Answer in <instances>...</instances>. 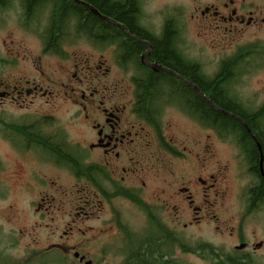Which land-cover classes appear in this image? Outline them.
<instances>
[{
	"label": "flooded vegetation",
	"instance_id": "obj_1",
	"mask_svg": "<svg viewBox=\"0 0 264 264\" xmlns=\"http://www.w3.org/2000/svg\"><path fill=\"white\" fill-rule=\"evenodd\" d=\"M133 1L132 31L101 8L129 0H0V187L18 179L47 233L66 226L38 247L19 228L0 264H264V0Z\"/></svg>",
	"mask_w": 264,
	"mask_h": 264
},
{
	"label": "rangeland",
	"instance_id": "obj_2",
	"mask_svg": "<svg viewBox=\"0 0 264 264\" xmlns=\"http://www.w3.org/2000/svg\"><path fill=\"white\" fill-rule=\"evenodd\" d=\"M8 31H1L0 30V44H2L3 39H7V44L6 46L8 47L9 45V41H10V35H7ZM18 35H22L21 33H19ZM17 42V41H16ZM203 42V41H202ZM4 44V43H3ZM2 44V45H3ZM87 42L84 41H80L79 45H80V49L83 52H90L91 48L86 46ZM1 45V47H2ZM192 47L194 50V53L196 54H200L205 53L207 55V58L215 63L217 61V59L219 57H221L222 53L221 51H219V49H203L202 48V44L201 41L199 39H196L194 37H192ZM256 81H258V79L260 80L261 83L264 84V76L263 74L261 75H256ZM261 77V78H260ZM13 148L8 145L4 140H2L0 138V157L2 159V161L4 162V164H6L7 166H10V158L13 155ZM1 178L4 180L3 183H8L10 186V195H7L6 192L7 190L4 189L3 187H0V241L3 242H7L8 239L12 236H15L16 234H18V230L19 228L23 230V235L26 237L22 242H31V245L28 244V246H32L35 247L38 245L35 244V240H41L43 242H47L50 241V238H53L55 236H58L59 232L62 233V230L66 228V226H62L60 231L58 233H56V235H50L49 233H47L49 231L48 228H45V224H49L50 220H37L35 221V216L29 214V207L28 204L30 203V200L35 199V195L32 193H25L22 192L19 189L20 183L18 181V179H11V178H4L1 176ZM11 205L15 206V210L14 212L11 211ZM16 211H19V215L18 217H16L17 213ZM22 211H25V216L22 215ZM12 215L13 217V221L10 222L9 220H7V216ZM16 217V218H15ZM38 223H42L43 224V229L36 227V230H34L32 227L35 225V222ZM61 225H63L62 220L60 221ZM87 223V222H86ZM86 223L85 224H80V226L85 229L86 228ZM87 224H92V222H88ZM29 229H31V231L33 232V234H29L27 233L29 231ZM204 238L207 240H212L213 238V232L210 229L209 226H207V228L204 229ZM19 252L23 253L24 250L19 247ZM15 253H17V251H15ZM53 255H55L54 253H52ZM44 256V260L41 259H31L30 262H28V264H57V257L55 256L50 257V254L46 253L43 255ZM177 258L181 259V260H187L191 263H196V264H201V260L194 257V256H189L186 255L184 256L183 254H180L179 251L176 252L175 255Z\"/></svg>",
	"mask_w": 264,
	"mask_h": 264
},
{
	"label": "trees",
	"instance_id": "obj_3",
	"mask_svg": "<svg viewBox=\"0 0 264 264\" xmlns=\"http://www.w3.org/2000/svg\"><path fill=\"white\" fill-rule=\"evenodd\" d=\"M100 1V0H96ZM102 11L108 13L109 15L116 14L118 16V19L128 24V26L133 29H135V2L133 0H129L127 3V6L125 4L115 3L113 5L109 6H101ZM97 21V18L90 17V16H84L80 18V25L86 26L87 28H90L93 23ZM159 54L162 57V59H165L166 61L172 60V58H177L175 56V53L172 51L170 46L168 45V40L163 41L161 48L159 49ZM217 92H219V95L216 97H213V100L219 104L221 107L228 111H236L231 106V102L224 97V94L221 90L217 89ZM222 92V93H221ZM208 114L212 118H223V122L225 123H231V124H239L236 120L231 119L230 117L224 115L223 113H220L219 111L215 110L209 105ZM250 124L254 123V120L248 119ZM259 188H261L262 193L258 195L259 198L264 199V184H262Z\"/></svg>",
	"mask_w": 264,
	"mask_h": 264
},
{
	"label": "water",
	"instance_id": "obj_4",
	"mask_svg": "<svg viewBox=\"0 0 264 264\" xmlns=\"http://www.w3.org/2000/svg\"><path fill=\"white\" fill-rule=\"evenodd\" d=\"M89 7H91V6H89ZM91 9H93V10H94V8H93V7H91ZM94 11H96V13H98V11H97V10H94ZM261 169H262V173L264 174L263 165H261Z\"/></svg>",
	"mask_w": 264,
	"mask_h": 264
}]
</instances>
